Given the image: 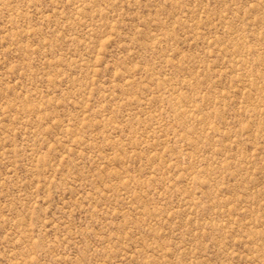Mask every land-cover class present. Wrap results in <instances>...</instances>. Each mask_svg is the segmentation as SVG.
Returning <instances> with one entry per match:
<instances>
[{"label":"rangeland","instance_id":"374dc122","mask_svg":"<svg viewBox=\"0 0 264 264\" xmlns=\"http://www.w3.org/2000/svg\"><path fill=\"white\" fill-rule=\"evenodd\" d=\"M0 264H264V0H0Z\"/></svg>","mask_w":264,"mask_h":264}]
</instances>
